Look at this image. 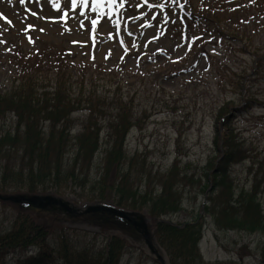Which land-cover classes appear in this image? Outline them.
Returning a JSON list of instances; mask_svg holds the SVG:
<instances>
[{
	"label": "rangeland",
	"instance_id": "1",
	"mask_svg": "<svg viewBox=\"0 0 264 264\" xmlns=\"http://www.w3.org/2000/svg\"><path fill=\"white\" fill-rule=\"evenodd\" d=\"M216 1L124 0L121 5L118 0V18H109L106 12L112 5L98 4L101 15L97 17L91 11L92 0L87 5L77 0L75 10L71 0H0V92L12 83L7 55L12 54L15 45L25 52H35L43 67L65 62L74 76L73 67L75 71L82 67L86 79L73 83L68 90L74 96L81 93L86 110L74 116L81 121L90 115L99 128V148L88 180L78 174L77 168L74 171L63 167L65 179L50 176L44 179L45 184L7 182L0 194L50 195L68 201L76 210L96 204L115 205L123 198L136 207L132 212L149 218L153 203L162 204L156 200L162 192L157 176L177 164L179 173L169 186L179 195V209L159 219L178 225H201L198 264H264V192L255 197L261 215L259 228L247 229L248 224L219 227L217 223L224 225L227 217L222 215L218 221L214 215L219 210L233 212L229 203L232 200L234 205L240 194L248 197L255 173L251 169L254 157H259L258 164L264 159V78L250 82L255 65L264 61V0H224L232 13L226 11L221 20L209 17L208 21L204 15L210 11L215 16L214 8L219 4ZM56 4L59 10L54 7ZM82 9L85 15H81ZM65 11L66 20L60 18ZM92 19H98L95 28ZM194 37L198 39L193 40ZM55 72L49 70L39 76L51 85ZM247 96L262 103L237 116L238 109L248 106L244 101ZM109 100L116 101L115 110L102 105ZM91 101L94 105L98 101L93 114ZM227 117L229 120L223 122ZM77 123L75 120L74 127ZM113 125L125 130L122 151L130 173L125 174L127 183L120 186L125 188L123 191L100 182L99 162L111 145L107 133ZM12 130V119L0 123V138ZM224 143H233L247 156L229 168L233 186L227 204V200L218 198V189L208 178L222 157ZM66 149L64 162L72 164L74 149ZM17 161L12 157L9 167H17ZM150 168L154 173H150ZM133 173L136 174L131 176ZM28 186H35V190L28 192ZM43 186L47 189L42 190ZM129 186L136 193L127 199ZM128 204L123 207L128 208ZM32 217L46 229L41 257H51L43 254L45 248L54 250L52 257L56 260L52 264H66L65 260L72 258L74 264H81V258L100 264L113 235L125 243L113 264H162L164 253L169 261L166 251L155 243L152 228L149 231L158 258L150 253L142 235L128 229L121 220L70 216L57 209L28 208L3 200L0 237L13 233L15 228L16 233L23 235L26 219ZM29 251L34 256L41 253L36 246L22 252L9 250L0 257V264H30Z\"/></svg>",
	"mask_w": 264,
	"mask_h": 264
},
{
	"label": "trees",
	"instance_id": "2",
	"mask_svg": "<svg viewBox=\"0 0 264 264\" xmlns=\"http://www.w3.org/2000/svg\"><path fill=\"white\" fill-rule=\"evenodd\" d=\"M216 3L219 4L214 8L215 16L210 11L204 15L208 21L209 17L221 20L220 17L223 12L232 13V8H226L224 0H217ZM64 56L66 57L65 54ZM7 58L9 59L7 66L9 65L12 75V83L8 89L0 92V123L4 124L6 120L12 119L15 130L2 135L0 138V191L5 188L7 182L33 183L37 181L38 184H45L44 179L50 176L54 179L62 177L65 179L67 176L66 173L62 172L63 167L74 168V171L77 168L78 174L83 179L88 180L95 152L99 148V128L95 119L91 118L90 115L86 120L83 117L81 121L79 117L74 116L77 112L86 110L82 106L84 99L80 98L81 93L80 96H74L71 89L68 90L73 83L84 82L86 70L80 67V70L75 71V67H73L74 76L72 68L67 67L65 62L43 67L41 59L36 56L35 52H25L18 45L14 46V51L11 55H7ZM49 70L56 71L55 77L53 76L54 82L51 85L39 76V74ZM67 71L70 74L66 73ZM250 76V82L261 81L264 78V61L255 65ZM116 88L117 90L120 89V85H117ZM244 101L248 106L242 111L238 109L237 112H240L236 114L237 116L252 106L259 107L262 103L249 96ZM115 102L109 100L103 102L102 105L113 106L112 110H115L117 104ZM91 103L93 106L90 111L93 114L95 105L93 101ZM75 120L78 121L75 125L77 132L72 133L75 128ZM226 120L228 121L229 118H225L223 122ZM107 134L110 138L108 142H111V145L108 147L105 157L99 162L101 168L100 182H106L111 188L115 187L117 190L123 191L125 188L122 187V189L120 186L127 183L125 174L130 173L129 162L126 161L122 151L125 130L121 129V125H113ZM216 136L219 134L217 133ZM66 148L74 149L72 164H65L64 162L67 154ZM224 148L222 157L211 168L212 172L208 178L212 181L215 190L218 189V198L227 200V204L231 200V188L233 186L232 180L229 179V168L239 160L244 161L247 156H245V150L238 149L233 143H224ZM12 157H15L20 163L17 167H9V160ZM258 158L254 157L251 166V169H255V173L248 197L240 194L236 200L234 199V205L231 200L229 208L233 212L224 210L215 212L214 215L218 221L222 215L227 217L224 225L216 222L219 227H242L244 224H248L247 229L259 228L261 215L258 214L259 205L255 202V197L259 195L258 193L264 192V159L258 164ZM179 168L180 165L175 164L170 171L157 176L158 181H160L157 185L162 192L156 200L161 201L162 204L155 205L153 203L152 207L149 208L148 215L152 219L156 242L166 251L170 264H198L197 243L201 233V225L197 223L178 225L159 219L160 216L176 213L179 209V195L169 186L176 179ZM50 169L52 170L46 173ZM152 170L150 168V173L153 172ZM110 174H112L110 180L107 181ZM135 174L133 173L131 176ZM45 189H47L46 186H43L42 190ZM34 190L35 186H28L27 188L28 192ZM135 193L136 190L129 186L127 199L133 197ZM209 201L212 202V198ZM125 202L126 200L119 198L115 205L123 207L124 204H128ZM128 206V208L125 206L123 208L132 211L136 208L135 206L131 207V204ZM98 215L110 217L108 214ZM15 230L11 234L0 237V257L9 250L22 252L30 246H36V250L41 253L36 258L27 259L30 264H36L40 260L41 262L38 264H52L56 260V257H52L54 250L51 252L46 248L43 254L45 256L49 254L51 257H41L42 248L45 245L46 230L41 222L33 217L27 218L26 228L23 232L21 230L24 234H18ZM39 235L41 239L38 238ZM14 238H16L15 245L13 244ZM124 246L123 239L117 235L110 236L106 245V256L103 257V262L100 264H113L123 252ZM79 258L76 257V259ZM65 262L66 264H74L75 260L72 258L69 262L67 260ZM92 263L97 264L81 258V264Z\"/></svg>",
	"mask_w": 264,
	"mask_h": 264
},
{
	"label": "water",
	"instance_id": "3",
	"mask_svg": "<svg viewBox=\"0 0 264 264\" xmlns=\"http://www.w3.org/2000/svg\"><path fill=\"white\" fill-rule=\"evenodd\" d=\"M5 200H8L14 203H26L27 205H31L36 208H45L47 206H58L64 212L69 213V214H87V213H97V212H108V213L114 214L116 216H119L123 219L130 221L129 213L116 209L111 206L91 205V206H88L85 210L81 212H77L76 210L69 207V203L67 201H61V200L55 199L52 196H43V197L32 196L28 198L23 197V196H10V197H6ZM135 217L139 221L137 223L135 222L133 223L137 224L138 226L144 229V231L142 232V235H143L145 244L148 246V248L150 249L152 253H154L157 257H160L154 245L150 241V235L146 227V222H149V219H145L141 215H136Z\"/></svg>",
	"mask_w": 264,
	"mask_h": 264
},
{
	"label": "snow or ice",
	"instance_id": "4",
	"mask_svg": "<svg viewBox=\"0 0 264 264\" xmlns=\"http://www.w3.org/2000/svg\"><path fill=\"white\" fill-rule=\"evenodd\" d=\"M72 2V9L75 10L76 7H77V0H71ZM81 2L85 5H87L88 3V0H81ZM118 0H92V4H91V11L96 13L97 14V17H100V13L97 12V5L100 4V5H103L105 7H107L108 5H112V7L108 8V11L106 12V15L109 16V18L113 17L114 15L117 16L118 18V9L116 8V4H117ZM124 2V0H119V3L122 5ZM21 3H24V0H21ZM140 5H138L139 7ZM54 7L59 10V5L56 4L54 5ZM149 8L152 7L151 4L148 5ZM161 7H163L161 5ZM81 15H85L83 9L81 10ZM61 19H67V12H63L62 16L60 17ZM139 18V17H138ZM155 19V17H153ZM168 21V14L165 13V20L164 22L167 23ZM98 24V19H92L91 20V25L93 26V28H95V26ZM81 26L83 27V22L81 23ZM117 27L119 26L118 24L116 25ZM147 26V25H146ZM29 27H32L31 25H29ZM158 38V37H157ZM195 39H198V38H193V40ZM0 42H3V41H0Z\"/></svg>",
	"mask_w": 264,
	"mask_h": 264
}]
</instances>
